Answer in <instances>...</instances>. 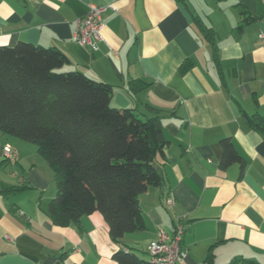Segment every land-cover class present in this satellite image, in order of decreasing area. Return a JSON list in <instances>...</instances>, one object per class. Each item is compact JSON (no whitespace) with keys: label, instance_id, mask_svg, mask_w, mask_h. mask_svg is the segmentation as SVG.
I'll return each mask as SVG.
<instances>
[{"label":"crops","instance_id":"crops-1","mask_svg":"<svg viewBox=\"0 0 264 264\" xmlns=\"http://www.w3.org/2000/svg\"><path fill=\"white\" fill-rule=\"evenodd\" d=\"M92 5L115 7L103 14L97 51L74 39ZM246 15L258 18L242 25ZM195 17L215 31L217 59ZM20 41L58 47L70 59L65 69L112 84L116 107L157 109L169 143L156 157L163 184L140 195L144 229L119 242L99 211L54 224V170L16 151L7 163L14 181L0 173V182L27 188L0 193V264H117L121 249L150 260V242L161 228L172 234L178 216L187 251L179 264H264V135L245 116H264L263 0H0V45ZM225 137L244 168L221 167ZM6 142L0 130V162Z\"/></svg>","mask_w":264,"mask_h":264},{"label":"trees","instance_id":"trees-1","mask_svg":"<svg viewBox=\"0 0 264 264\" xmlns=\"http://www.w3.org/2000/svg\"><path fill=\"white\" fill-rule=\"evenodd\" d=\"M257 18L246 15L241 23ZM195 20L217 59L215 31ZM69 62L58 47L26 41L0 45V130L35 143L54 170L57 191L48 209L54 224L67 226L99 211L119 242L145 227L140 195L163 184L164 170L156 157L165 156L169 140L157 109L148 106L156 114L146 116L114 106L112 84L65 69ZM245 116L264 135V116ZM221 145V167L239 163L244 168L232 139L223 138ZM8 162L12 160L4 158L0 170ZM26 188L0 182L4 196ZM114 258L117 264H155L125 249ZM206 260L212 262L213 252Z\"/></svg>","mask_w":264,"mask_h":264},{"label":"built area","instance_id":"built-area-1","mask_svg":"<svg viewBox=\"0 0 264 264\" xmlns=\"http://www.w3.org/2000/svg\"><path fill=\"white\" fill-rule=\"evenodd\" d=\"M109 7L115 9L111 5H92L88 14L76 21L74 39L78 43L89 46L93 51L99 49L98 43L105 41L102 34L104 27L103 14ZM3 154L8 159L16 157L13 148L9 144L3 147ZM167 204L174 205L173 197L169 196L167 198ZM184 229L183 218L178 216L172 234L162 228L159 230L158 237L149 244V253L155 264H179L187 256V251L182 245Z\"/></svg>","mask_w":264,"mask_h":264},{"label":"rangeland","instance_id":"rangeland-1","mask_svg":"<svg viewBox=\"0 0 264 264\" xmlns=\"http://www.w3.org/2000/svg\"><path fill=\"white\" fill-rule=\"evenodd\" d=\"M4 135L10 141V143L6 142V145L7 144L11 145L13 150H14V152L17 151V154H21L22 155L21 156L22 159H46L44 156H42L38 152L37 145L35 143L23 140V139H21L19 137L12 136L10 134H5L4 133ZM13 141H15L14 145H13V143H11ZM12 159H16V157H14ZM11 167H12V165L9 163V164L5 165L4 168L0 171L1 176L3 178H6V180H8L9 182H13L14 181V179L11 178L12 176L10 174ZM55 195H56V193H55Z\"/></svg>","mask_w":264,"mask_h":264}]
</instances>
